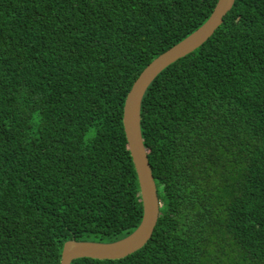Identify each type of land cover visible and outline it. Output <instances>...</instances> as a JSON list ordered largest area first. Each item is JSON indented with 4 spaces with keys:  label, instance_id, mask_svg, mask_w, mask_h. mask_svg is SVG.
<instances>
[{
    "label": "trees",
    "instance_id": "16d2710c",
    "mask_svg": "<svg viewBox=\"0 0 264 264\" xmlns=\"http://www.w3.org/2000/svg\"><path fill=\"white\" fill-rule=\"evenodd\" d=\"M215 1L0 0V264H58L68 240L136 228L124 97ZM139 131L159 203L149 239L69 264H264V0H234L156 75Z\"/></svg>",
    "mask_w": 264,
    "mask_h": 264
},
{
    "label": "water",
    "instance_id": "95a60500",
    "mask_svg": "<svg viewBox=\"0 0 264 264\" xmlns=\"http://www.w3.org/2000/svg\"><path fill=\"white\" fill-rule=\"evenodd\" d=\"M233 1L216 0L203 23L152 59L131 83L124 97L121 125L141 203V217L138 225L127 236L111 243L68 240L62 244L58 264H69L72 260L80 258L117 260L135 252L149 239L156 222L159 203L139 131L141 97L149 83L165 67L192 52L212 35Z\"/></svg>",
    "mask_w": 264,
    "mask_h": 264
}]
</instances>
